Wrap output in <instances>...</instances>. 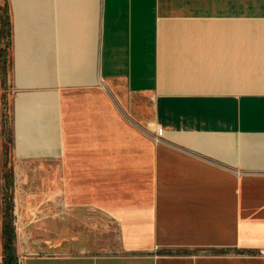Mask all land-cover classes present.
<instances>
[{"label": "crops", "instance_id": "crops-1", "mask_svg": "<svg viewBox=\"0 0 264 264\" xmlns=\"http://www.w3.org/2000/svg\"><path fill=\"white\" fill-rule=\"evenodd\" d=\"M5 2L17 263L264 264V0Z\"/></svg>", "mask_w": 264, "mask_h": 264}, {"label": "trees", "instance_id": "trees-1", "mask_svg": "<svg viewBox=\"0 0 264 264\" xmlns=\"http://www.w3.org/2000/svg\"><path fill=\"white\" fill-rule=\"evenodd\" d=\"M8 12L9 6L8 3H6L5 13L0 18L2 28L0 39V60L2 65H5L7 56H10L12 45L11 19ZM8 51L9 53H7ZM10 144H12V141ZM2 206L1 241L4 260L0 264H18L16 251L17 235L15 225V173L13 168L8 169L3 177Z\"/></svg>", "mask_w": 264, "mask_h": 264}, {"label": "rangeland", "instance_id": "rangeland-1", "mask_svg": "<svg viewBox=\"0 0 264 264\" xmlns=\"http://www.w3.org/2000/svg\"><path fill=\"white\" fill-rule=\"evenodd\" d=\"M5 0H0V17L5 13ZM0 24V37H1ZM9 53V51L7 52ZM10 59L7 56L5 65H2L0 60V263L4 260L3 246L1 241V223H2V186L3 177L8 169H11L10 161V137H11V99L13 96L10 85ZM20 199L29 192V187H18ZM33 190V188H30ZM16 193V187H15Z\"/></svg>", "mask_w": 264, "mask_h": 264}]
</instances>
